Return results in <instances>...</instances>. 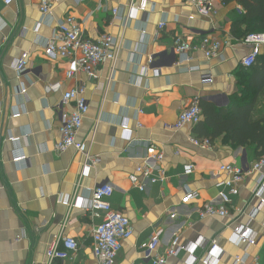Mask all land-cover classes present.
Wrapping results in <instances>:
<instances>
[{"label": "crops", "instance_id": "0c3cea01", "mask_svg": "<svg viewBox=\"0 0 264 264\" xmlns=\"http://www.w3.org/2000/svg\"><path fill=\"white\" fill-rule=\"evenodd\" d=\"M39 1L0 0V264H46L47 247L64 221L63 232L76 238L79 249L53 264H98L91 250L97 220L60 201L72 195L80 175L79 199L89 198L88 189L108 183L114 191L112 207L131 222L132 234L122 242L115 264H150L143 245L158 231L161 250L178 237L189 249L198 246L196 256L216 259L214 264H232L235 256L245 255L264 264V205L253 195L257 172L239 183L238 194L226 204L228 216L198 219L197 215L207 204L222 203L216 184L227 174L219 167L239 165L242 156L252 161L249 148L230 145L224 135L211 141L209 149L199 148L191 141L198 136L194 126L170 127L194 98L222 106L241 96L238 71L251 46L231 30V19L242 7L213 0L218 14L210 19L197 15L187 0H148L146 11H132L123 21L111 11L124 6L126 10L130 0H55L47 18L39 13ZM139 2L134 0L135 6ZM189 15L195 17L190 20ZM65 16L77 19L90 39L102 34L122 39L113 67L107 62L97 68L95 77L85 73L67 77L72 66L68 60L44 57L48 38ZM160 22L165 26L158 30ZM176 36L194 43L204 36L217 38L222 42L220 53L206 58L196 51L189 63L174 65L168 55ZM24 51L29 52L31 68L18 79L14 63ZM150 55L166 62L157 74L151 69L141 74ZM187 66L199 70L190 72ZM208 73L211 81L202 82V75ZM21 83L27 87L25 95L17 93ZM52 84L59 89L47 92L45 87ZM78 85L85 87L88 112L76 138L87 144L89 155L100 158L88 173H83V157L74 148L54 150L60 138V115L73 109L71 102L61 104L62 95ZM16 112L21 115L12 117ZM253 115H264V91ZM123 120L130 131L120 127ZM9 137L19 139L12 142ZM159 153L163 158L156 160ZM18 156L24 160L13 162ZM145 159L163 167L168 179L147 183L141 191L129 174ZM187 163L193 166L189 175L183 174ZM236 225L256 233L257 243L235 244ZM213 239L215 249L199 246ZM168 262L188 264L189 253L182 251Z\"/></svg>", "mask_w": 264, "mask_h": 264}, {"label": "built area", "instance_id": "2783aa9c", "mask_svg": "<svg viewBox=\"0 0 264 264\" xmlns=\"http://www.w3.org/2000/svg\"><path fill=\"white\" fill-rule=\"evenodd\" d=\"M14 0H4L6 4H10ZM55 0H40L38 9L42 17L51 16L52 6ZM189 5L197 15L205 18H213L218 14V10L214 5L213 0H187ZM148 0H140L135 6L134 0H130L124 7H115L112 9L113 16L123 20L132 11H146ZM126 11V14L124 12ZM130 12V13H129ZM194 15H189L188 19H193ZM125 21V20H123ZM165 26V22H160L158 30ZM144 35V33H142ZM142 35V36H143ZM243 43L251 46L250 50L242 57L241 64L244 67L251 66L260 51L264 50V33L253 32L246 35ZM222 42L217 38L204 36L199 41L194 43L182 36H176L173 42V48L168 56L169 62L174 65H182L189 63L193 59V52L200 51L204 57L212 58L220 53ZM122 47V39L114 37L110 34H102L95 39H90L85 36L81 24L73 16H65L57 21L51 36L48 38L44 47V57L49 60L66 59L71 63V69L66 73L67 77H73L78 73H85L89 77H95L97 68L104 64L110 63L112 67L116 63L118 52ZM166 62L161 59H156L150 55L147 65L141 69V74L146 70H153L155 74L160 71L161 63ZM31 68L29 52L24 51L14 63V71L16 77L20 79ZM187 71H198V67H186ZM211 74H204L201 77L202 82H210ZM47 92L56 91L59 89L58 84L47 85ZM27 87L21 83L18 87V95H25ZM85 87L78 85L64 91L61 104L73 103L71 111L62 112L60 115V138L54 145V150L58 152L65 151L68 148H74L82 157L83 173H88L89 169L100 161L97 156H91L88 153V146L85 142L78 141L76 136L80 130L84 116L88 112V105L84 99ZM201 108L199 100L194 98L190 100L188 105L178 114L176 121L170 126L173 130H179L185 125L195 126L201 120ZM21 113L16 112L12 117H19ZM141 126V124H138ZM120 127L124 132L130 131L127 121L123 120ZM10 141L15 142L19 137H9ZM192 144L199 148L209 149L211 140L209 138L193 137ZM154 158L161 160L163 155L157 154ZM13 162H21L24 156H18L12 159ZM137 165L134 171L129 174L130 182L139 190L144 191L147 183L155 184L164 182L167 177L166 170L161 166L154 167L147 163ZM220 172L227 174V178L219 181L216 186L219 190V198L222 203L219 206L207 204L203 209L199 210L198 219L207 216L226 217L229 215L227 203L230 202L232 196H236L239 192L238 185L245 175L257 172L260 176L257 185L253 190V195L259 198L261 204L264 205V155L259 159L249 161L246 156H242L241 163L225 164L219 167ZM193 172V166L189 163L183 165V174L189 175ZM82 173V174H83ZM75 184L72 195L61 199V203L68 207L78 208L90 214V217L97 222L94 224L91 240L92 254L98 264H115L118 253L122 247V242L132 234L131 222L127 216L121 211L114 209L111 205L110 198L113 195V187L108 183L96 185L89 190V198L82 200L77 197V191L80 186V179ZM62 223L61 231L56 234L49 246L47 247L45 256L46 264H53L57 260L67 259L70 255L76 253L79 249V243L75 237L65 234ZM233 242L235 244L255 245L258 235L250 230L247 226L236 225L233 228ZM161 231L152 235L149 241L143 245V256L150 264H169L170 257L178 256L182 251L189 253V263L195 264L201 262L203 264H214L215 260L209 259L206 255L196 256L194 254L198 246L189 249L179 243L178 237H174L164 250H161ZM264 234V231H263ZM21 237H18L19 241ZM199 246L207 248V250L215 249L216 241L208 240L201 242ZM232 264H257L255 258H247V256H235Z\"/></svg>", "mask_w": 264, "mask_h": 264}, {"label": "trees", "instance_id": "16d2710c", "mask_svg": "<svg viewBox=\"0 0 264 264\" xmlns=\"http://www.w3.org/2000/svg\"><path fill=\"white\" fill-rule=\"evenodd\" d=\"M224 4L235 2L242 7L231 19V30L237 37L253 32L264 33V0H221ZM240 97L226 105L199 99L201 120L194 126L200 138L213 141L224 135L229 144L249 148L253 160L264 155V115H253L258 96L264 91V50L254 63L238 71ZM197 136V137H198Z\"/></svg>", "mask_w": 264, "mask_h": 264}]
</instances>
